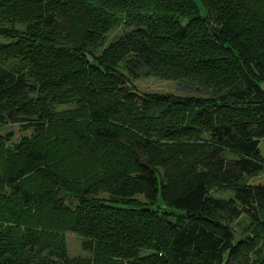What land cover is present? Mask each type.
I'll return each instance as SVG.
<instances>
[{
    "label": "trees",
    "instance_id": "16d2710c",
    "mask_svg": "<svg viewBox=\"0 0 264 264\" xmlns=\"http://www.w3.org/2000/svg\"><path fill=\"white\" fill-rule=\"evenodd\" d=\"M262 141L264 0H0V264H264Z\"/></svg>",
    "mask_w": 264,
    "mask_h": 264
},
{
    "label": "rangeland",
    "instance_id": "374dc122",
    "mask_svg": "<svg viewBox=\"0 0 264 264\" xmlns=\"http://www.w3.org/2000/svg\"><path fill=\"white\" fill-rule=\"evenodd\" d=\"M202 10V7H201ZM203 11V10H202ZM122 29L117 28L113 31H111L107 36V44L118 38L122 34ZM98 52L99 49H96ZM145 70L142 69L141 73H144ZM133 84L139 90V92L144 93H172V94H187V95H196V96H203L207 94V91L209 89H206L205 87L190 83V82H174V81H167L162 80L159 78H156L152 75H142L139 76ZM4 130H11L15 134V140L19 138V135L21 134L19 132V129L16 125H11L3 129ZM1 131V132H3ZM261 149L264 148V141L260 144ZM262 155L264 157V151H262ZM246 181L249 185H258V184H264V173H259L258 175L254 177H248L246 178ZM214 197L222 198V199H228L229 197L232 198L233 195L229 191L224 192H217L213 191L211 193ZM232 196V197H231ZM140 200H143V197H139ZM248 224V220L244 216H240L238 219H234L231 223L232 228L235 230L237 235H244L245 228ZM65 242H66V249L68 256L70 258H87L90 257V253L87 251H84L81 248V238H79L74 233H66L65 234ZM255 256H252L251 259H254ZM248 258L243 260V255L240 256L237 262H232L231 264H245L247 263Z\"/></svg>",
    "mask_w": 264,
    "mask_h": 264
}]
</instances>
